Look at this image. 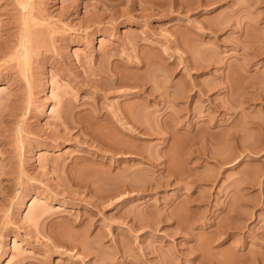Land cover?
Listing matches in <instances>:
<instances>
[{
    "label": "rangeland",
    "instance_id": "rangeland-1",
    "mask_svg": "<svg viewBox=\"0 0 264 264\" xmlns=\"http://www.w3.org/2000/svg\"><path fill=\"white\" fill-rule=\"evenodd\" d=\"M19 1L0 0V264H264V0ZM129 106L139 137L99 123L120 149L76 132Z\"/></svg>",
    "mask_w": 264,
    "mask_h": 264
},
{
    "label": "bare ground",
    "instance_id": "bare-ground-1",
    "mask_svg": "<svg viewBox=\"0 0 264 264\" xmlns=\"http://www.w3.org/2000/svg\"><path fill=\"white\" fill-rule=\"evenodd\" d=\"M19 5H20V7L22 8V9H25L26 8V2H23V1H19ZM16 51H17V55L19 56V57H21V58H26V54H27V51H28V49H27V40L26 39H24V38H22L21 40H20V44H19V48L18 49H16ZM135 67H137V66H135ZM121 78V77H120ZM119 77H115L114 78V81H116V82H118L119 84H121V83H123V82H125V80L123 81V78L122 79H120ZM127 78V80H128V77H126ZM134 80H132V82L129 80L128 82H125L126 84H127V86H130V87H137V85L135 84V82H133ZM129 83V84H128ZM138 90H135V89H132V91H130V92H128V94H134L135 96H144V91H143V88H141L139 85H138ZM148 90V89H147ZM154 101V96H153V92H152V90H151V88L147 91V99H146V106H145V108L147 107V108H149V110L147 109V113L150 115V113H151V110H152V106H154V105H152V104H154V103H152ZM129 107H132V109L130 110L129 109V111H126V110H124V109H120V111H119V113H116V114H114L112 117L111 116H109L108 117V115H101L102 116V118L99 120L98 119V117H97V120L95 121V122H93L92 124H90V125H81V126H77V125H75L74 127L76 128V132H78V133H85V134H90V135H94V134H99L98 136H97V138L100 136V135H105L104 137L103 136H100V139L99 140H101L102 142L103 141H105L103 138H105L107 135L108 136H110L109 134H111L109 131H111V129H113V127L114 128H116L115 130H117V131H119V132H122V133H125V131H127L126 132V134L127 135H129L130 137H134V138H136V137H139L138 135H139V132H140V130L139 129H141V128H139V126L137 125V116H136V107L135 106H129ZM135 107V108H134ZM154 109V108H153ZM61 118H60V120H61V123L63 124H65V123H67V118H66V116H65V114H61V116H60ZM110 121V123H109V121ZM101 120H106L108 123L107 124H111L112 123V125H113V127L112 126H110V127H112V128H107V124L105 123V125H107L106 126V129L104 128L105 126H103V128H102V125H104V124H102V125H100L101 123ZM124 120V121H123ZM100 123V124H99ZM127 124H129V125H127ZM95 127L94 129H92L91 130V127ZM98 126H101V127H98ZM92 127V128H93ZM98 127V128H97ZM125 130H123V129ZM146 129V128H145ZM149 128H147L146 129V133L149 131L148 130ZM112 132V131H111ZM114 133V132H113ZM145 133V130L143 131L142 130V134H144ZM121 134V133H120ZM90 135H88V137L90 136ZM93 135H92V137L90 136V138L91 139H89V140H91V142L93 141L92 139H93ZM96 135H94V137L96 136ZM112 135V134H111ZM114 135V134H113ZM118 134H116V136H115V141L114 140H112L113 138L111 137V140L112 141H114L115 143H119V141H118V139H120V141L122 140L121 138H119V136H117ZM101 137H102V139H101ZM116 137H118V139L116 140ZM106 138H109V141H110V137H106ZM95 140L97 141V139L95 138ZM94 140V141H95ZM98 140V141H99ZM93 141V142H94ZM97 141V142H98ZM101 141L100 142H98L99 143V145H98V143L97 142H94V143H96V150L98 151V150H102L103 148H101ZM107 141V140H106ZM106 141L104 142V144H108V142L106 143ZM110 143V145H107L108 147L110 146V148H112V147H114V145H117V144H114L113 142H109ZM120 144V145H119ZM118 144V146L117 147H115V148H118V149H120L122 146L124 147V144L122 143V141H121V143H119ZM112 145V146H111ZM102 146H104V145H102ZM106 146V145H105ZM106 146V148L107 149H109L108 147ZM119 146H121V147H119ZM106 148H104V149H106ZM114 148V149H115ZM106 149V150H107ZM113 149V148H112ZM113 149V150H114ZM124 149V148H123ZM122 149V151H120V152H123L124 150ZM113 150H111V149H109L108 151H111V152H114ZM103 151V150H102ZM105 151V150H104ZM115 151H117V149L115 150ZM134 151V150H133ZM119 152V151H118ZM120 152H119V154H120ZM135 152V151H134ZM116 153V152H115ZM116 154H118V153H116ZM84 160H86V158L84 159ZM90 160V159H89ZM109 169V168H108ZM111 169V168H110ZM91 182H93L94 181V179H93V181L92 180H90ZM95 182V181H94ZM133 182V181H132ZM132 185L134 184V183H131ZM150 186H151V184H150ZM150 186L148 187L149 189H150ZM128 187H130V185H128ZM134 187V186H133ZM137 187V186H136ZM125 188V187H124ZM127 188V187H126ZM135 188V187H134ZM148 188H147V190H148ZM122 190V189H121ZM120 190V191H121ZM131 190H134V189H131ZM138 190V189H137ZM137 190H135V191H137ZM140 190V189H139ZM146 190V189H145ZM117 191V190H116ZM120 191H119V194H120ZM122 192V191H121ZM136 193V192H135Z\"/></svg>",
    "mask_w": 264,
    "mask_h": 264
}]
</instances>
